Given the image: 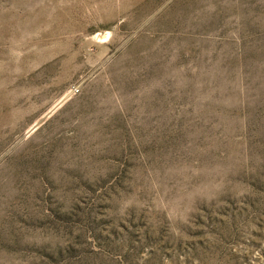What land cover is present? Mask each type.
I'll use <instances>...</instances> for the list:
<instances>
[{"label":"rangeland","instance_id":"374dc122","mask_svg":"<svg viewBox=\"0 0 264 264\" xmlns=\"http://www.w3.org/2000/svg\"><path fill=\"white\" fill-rule=\"evenodd\" d=\"M0 264H264V0H0Z\"/></svg>","mask_w":264,"mask_h":264},{"label":"bare ground","instance_id":"6f19581e","mask_svg":"<svg viewBox=\"0 0 264 264\" xmlns=\"http://www.w3.org/2000/svg\"><path fill=\"white\" fill-rule=\"evenodd\" d=\"M103 36V35H102Z\"/></svg>","mask_w":264,"mask_h":264}]
</instances>
